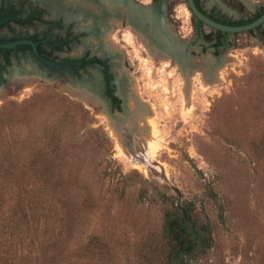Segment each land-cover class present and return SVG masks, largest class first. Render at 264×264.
Masks as SVG:
<instances>
[{
	"label": "rangeland",
	"instance_id": "obj_1",
	"mask_svg": "<svg viewBox=\"0 0 264 264\" xmlns=\"http://www.w3.org/2000/svg\"><path fill=\"white\" fill-rule=\"evenodd\" d=\"M202 3L237 20L264 0ZM163 15L188 61L152 53L131 26L111 36L134 91L121 135L59 86L61 71L12 58L35 77L0 100V264H161L164 195L206 222L184 264H264V36L231 33L216 48L186 0H167Z\"/></svg>",
	"mask_w": 264,
	"mask_h": 264
},
{
	"label": "flooded vegetation",
	"instance_id": "obj_2",
	"mask_svg": "<svg viewBox=\"0 0 264 264\" xmlns=\"http://www.w3.org/2000/svg\"><path fill=\"white\" fill-rule=\"evenodd\" d=\"M149 1L0 0V43L18 42L12 48L0 47V87L17 85L12 77L14 69L23 70L27 75L33 73L28 65L9 67L14 56H29L52 69L49 77H53L55 71H61L60 77L67 82L81 84V89L98 100L93 103L95 108L105 110L113 116L115 123L121 122L125 131H131L134 126H126L125 120L130 122L136 114L130 116L129 99L134 91L128 81L127 69L117 60L122 51L111 39L113 33L131 26L154 47L156 39L176 41V46H182L183 57L179 60L186 62L191 58L177 39L173 25L163 15L167 0ZM199 1L201 10L212 19L225 21V24L235 21L217 8L207 10L202 0ZM263 13L264 4L253 16L237 20L254 21ZM199 20L195 18L197 34L216 48L221 47L231 34L223 31L219 36V29L214 28L204 32L202 28L207 26ZM119 23L122 28L118 29ZM256 29L264 36V24L251 30ZM125 34L121 33V39ZM158 51L166 53L164 49Z\"/></svg>",
	"mask_w": 264,
	"mask_h": 264
},
{
	"label": "trees",
	"instance_id": "obj_3",
	"mask_svg": "<svg viewBox=\"0 0 264 264\" xmlns=\"http://www.w3.org/2000/svg\"><path fill=\"white\" fill-rule=\"evenodd\" d=\"M196 3L202 9L200 1L196 0ZM218 21L225 23V21ZM251 21L253 19H242L230 24H245ZM199 23L201 24L202 21L199 20ZM217 33L222 36L223 31L217 30ZM164 196L165 209L160 232L161 242L155 245L160 256L159 262L161 264H184L186 258L193 257L201 250L206 239V222L196 209L183 206L171 196ZM8 264H16V262L10 261ZM47 264H59V262L51 260Z\"/></svg>",
	"mask_w": 264,
	"mask_h": 264
},
{
	"label": "water",
	"instance_id": "obj_4",
	"mask_svg": "<svg viewBox=\"0 0 264 264\" xmlns=\"http://www.w3.org/2000/svg\"><path fill=\"white\" fill-rule=\"evenodd\" d=\"M187 3H188V7H189L191 13L195 16V18L203 21L204 24L208 28L219 29V30H222L224 32H229V33H241V32L250 31L251 29H255L256 27H258L259 25L264 24V13L259 18L255 19L254 21H252L250 23L231 25V24H225V23L219 22V21L214 20L211 17H209L206 13H204L197 6L195 0H187ZM19 42H21V41H19ZM17 43L18 42H12V43H7V44L0 43V47L12 48ZM154 43L156 44L157 49H159V48L164 49V51L166 52V53H164L165 55L174 56L178 59L183 57V55H180V54H182V46H176V44H177L176 41L173 42L169 39H161V40L156 39V40H154ZM76 86L81 88V84L76 85ZM76 97H78V96H76ZM91 105H93V104H91Z\"/></svg>",
	"mask_w": 264,
	"mask_h": 264
},
{
	"label": "bare ground",
	"instance_id": "obj_5",
	"mask_svg": "<svg viewBox=\"0 0 264 264\" xmlns=\"http://www.w3.org/2000/svg\"><path fill=\"white\" fill-rule=\"evenodd\" d=\"M149 49L151 50L152 53L159 55L157 52V48L149 47ZM180 55H182V54H180ZM22 71H18L17 69H15L12 73V75H13L12 77H14L15 82L21 83L25 88H28V87H30V83L32 81V78H34L35 76L24 74L23 73L24 71L23 72ZM213 80H216L215 76H214ZM74 85L72 82L59 84V86L61 88L65 89L66 91L70 92L71 94H73L75 96H78L82 100L88 102V104H93V103H96L98 101L97 99L93 98L88 93H86L83 89L76 87V85L74 87ZM8 92H10V91H8L7 88L0 87V100L4 96H6ZM137 113H138V115H141V117H143V119L145 120L146 124L143 128H145V130H148V131H150V129L152 130L150 122H149V116H151V114H152V107H151L150 102L147 100H145V101L143 100V103H141V105L139 106ZM112 117L109 115V118L111 119L112 125L114 126L113 127L114 130H116L115 132H117L118 135H121L120 130L123 131V128H122L123 126H121V122L119 124L115 123V121H113ZM153 128H154V126H153ZM148 136H150V134H148Z\"/></svg>",
	"mask_w": 264,
	"mask_h": 264
}]
</instances>
